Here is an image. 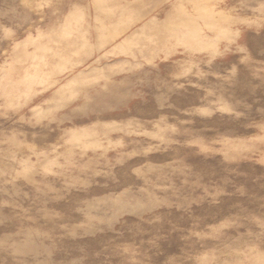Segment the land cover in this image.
<instances>
[{"label":"rangeland","instance_id":"obj_1","mask_svg":"<svg viewBox=\"0 0 264 264\" xmlns=\"http://www.w3.org/2000/svg\"><path fill=\"white\" fill-rule=\"evenodd\" d=\"M0 264H264V0H0Z\"/></svg>","mask_w":264,"mask_h":264}]
</instances>
